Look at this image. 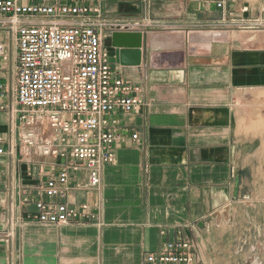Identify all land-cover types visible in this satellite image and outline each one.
I'll list each match as a JSON object with an SVG mask.
<instances>
[{"label":"crops","instance_id":"1","mask_svg":"<svg viewBox=\"0 0 264 264\" xmlns=\"http://www.w3.org/2000/svg\"><path fill=\"white\" fill-rule=\"evenodd\" d=\"M101 2L107 22L120 28L117 40L141 44V67H121L144 105L109 116L123 140L99 188H78L88 182L83 168L72 175L64 201L88 211L69 225L31 220L34 201L47 200L40 193L46 177L36 164L0 156V264H146L185 239L197 244L198 264H214L208 256L228 239L234 263L236 240L250 246L248 255L264 256V36L188 38L248 2L226 0V10L206 0ZM113 31L105 46L116 64ZM177 33L175 48L169 43ZM15 65L0 57V83L12 81ZM0 125L6 129V114Z\"/></svg>","mask_w":264,"mask_h":264},{"label":"built area","instance_id":"2","mask_svg":"<svg viewBox=\"0 0 264 264\" xmlns=\"http://www.w3.org/2000/svg\"><path fill=\"white\" fill-rule=\"evenodd\" d=\"M206 3L226 10V0ZM219 23L196 31L264 33V0L243 5ZM114 27L101 0H0V32L8 38L0 57L16 63L12 81L0 83V113L7 116L6 129L0 125V156L36 164L46 177L40 193L47 200H35L37 212L29 216L42 226L84 217L88 206L64 201L72 175L83 168L88 182L78 188H99L123 140L109 116L137 113L144 105L140 88L125 78L105 46ZM11 228L13 223L9 236ZM196 248L191 239L170 242L148 255L146 264H198Z\"/></svg>","mask_w":264,"mask_h":264},{"label":"rangeland","instance_id":"3","mask_svg":"<svg viewBox=\"0 0 264 264\" xmlns=\"http://www.w3.org/2000/svg\"><path fill=\"white\" fill-rule=\"evenodd\" d=\"M246 1L248 2V4L254 6L258 4L260 0H246ZM257 36L258 37L264 36V33H260ZM224 242L225 243L223 245L221 246L219 245L218 247H215V252L208 256L209 259H211L214 264H264V261H261L264 256L260 252V250L256 249L255 251L252 252L254 257L248 255L250 246L246 244L243 240L242 242H240L239 240L234 241L235 246H239L238 248L240 249L239 250L240 254L238 256L239 259L236 263H234L235 257L231 254V252L233 253L235 252L233 251L234 247H231L230 249L229 247H224V246H228L229 243L231 244V240L228 239L225 240ZM219 251H221L222 253L218 254Z\"/></svg>","mask_w":264,"mask_h":264},{"label":"water","instance_id":"4","mask_svg":"<svg viewBox=\"0 0 264 264\" xmlns=\"http://www.w3.org/2000/svg\"><path fill=\"white\" fill-rule=\"evenodd\" d=\"M113 30V47L115 51L116 63L122 67H141L145 60L141 44L138 42V44L134 46L132 44L121 43L117 40V38L122 35L118 31L120 28L117 30V28L115 29L114 27Z\"/></svg>","mask_w":264,"mask_h":264},{"label":"bare ground","instance_id":"5","mask_svg":"<svg viewBox=\"0 0 264 264\" xmlns=\"http://www.w3.org/2000/svg\"><path fill=\"white\" fill-rule=\"evenodd\" d=\"M189 35H188V38L192 41V42H194V43H198V42H205V43H207V42H209V41H211V40H213V39H220V38H224V39H226V38H229V34L228 33H226V32H201V33H199V32H189L188 33ZM172 36V38L170 39V43H169V45H173L175 48L176 47H178L179 46V44H177V41L178 40H180V39H182V37H183V35H181L180 33H177V34H174V35H171ZM155 37V36H154ZM153 37V38H154ZM152 38V43L153 44H158L159 42H158V39L156 40L155 38L153 39ZM162 41V40H161ZM167 41V40H166ZM163 43H164V41H162ZM212 43V42H211ZM160 44V43H159ZM204 44V43H203ZM178 45V46H177ZM202 45V44H201ZM157 46V45H156ZM172 46V47H173ZM160 47V46H159ZM162 47V46H161ZM173 47V48H174Z\"/></svg>","mask_w":264,"mask_h":264}]
</instances>
